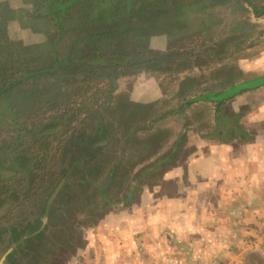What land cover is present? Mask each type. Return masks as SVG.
<instances>
[{
  "label": "trees",
  "instance_id": "obj_1",
  "mask_svg": "<svg viewBox=\"0 0 264 264\" xmlns=\"http://www.w3.org/2000/svg\"><path fill=\"white\" fill-rule=\"evenodd\" d=\"M219 5H226L231 16L238 14L232 31H247L237 46L251 42L253 29L245 15L262 18L264 0H0V216L5 215L0 262L28 250L25 260L38 263L37 238L48 231L63 234L64 250L75 251L69 233L79 214H101L112 207L108 193L113 181L121 183L120 174L128 173L124 160L136 163L129 143L126 152L109 151L111 135H125L128 129L119 121L122 96L117 90L123 75L143 69L175 73L189 65H166L172 29L183 26L188 14H204ZM17 7L30 10L37 21L51 22L56 34L53 54L42 51L43 34L26 30L11 16ZM64 29L74 32L65 58L59 50ZM157 40H164L166 49L155 53ZM124 45L129 54L122 58L117 49ZM244 46L242 52L253 43ZM74 49L80 58H73ZM263 88L264 73L227 90L179 97L176 105L168 102L150 122L184 116L196 102L220 104ZM230 126V139H247L250 134ZM123 194L130 195V190ZM10 212L16 220L6 216ZM27 221L31 228L25 227ZM31 230L27 243L25 234ZM9 236L19 237L8 241ZM44 260L53 259L46 253Z\"/></svg>",
  "mask_w": 264,
  "mask_h": 264
},
{
  "label": "rangeland",
  "instance_id": "obj_2",
  "mask_svg": "<svg viewBox=\"0 0 264 264\" xmlns=\"http://www.w3.org/2000/svg\"><path fill=\"white\" fill-rule=\"evenodd\" d=\"M236 15L238 14L231 16L226 5H219L204 14H188L183 26L173 27L171 40L164 54L167 53L165 57L169 59L166 62L168 67L171 66V62L179 61L188 62L189 65L183 66L175 73L171 72V69L166 70L167 73H152L143 69L137 74L128 71L123 75L117 90L122 96L119 100V121L125 123V128L128 129L125 135L119 133L111 135L112 143L109 145V151L126 152L127 143H129L132 151L131 157H136V163L132 164L129 158L124 160V164L128 167V173H123L121 170L122 173L118 178L121 183L114 180L108 193L112 207L107 206L101 214L87 211H82L79 214L69 233L75 251L66 252L64 250L62 247L63 234L48 231L45 234L46 237L39 240L38 263L35 264H55L64 255L61 263L63 264L66 259L77 252L78 244L85 248L89 241L93 240L91 238L93 235L90 236L89 233L94 230L96 225L102 223L105 217L111 219L120 214L138 213L146 209L151 204V200L154 203L153 200L156 199L153 198L157 196L150 197L146 193L156 183H165L171 180L168 168L171 167V159L173 160L179 149L182 152L190 153L189 155H192L193 159L205 153V143L212 141L220 146L225 144L227 151H234V155H225V162L228 163V166L244 165L250 159L257 163V166H253L254 168L264 164V88L256 92H243L220 104L208 100L196 102L190 106L184 116L170 117L156 123L150 122V119L157 113L167 108L168 102L171 101V105H176L179 97L191 99L194 94L200 93L199 95H201L210 90H227L230 85H237L264 73V16L256 19L250 13L245 15L253 29L251 42L247 41L245 44L253 43V47L242 52L245 44L238 47L237 43L240 40L243 42L242 38L247 31L231 30ZM11 16L22 21L26 30L35 29L43 34L44 41L40 43L42 51L49 55L54 53L56 34L51 22L37 21L33 18L30 10L21 7L11 10ZM70 32L72 31L64 29L62 41L59 42V50L63 58L68 56V46L73 38L74 32L71 34ZM164 42V40H161L160 43L158 40L155 42L153 46L155 53L166 49ZM78 46L80 51L83 50L82 45ZM126 46L124 45L123 49H117L123 55L122 58L129 54L124 51ZM86 52L90 58L92 56L91 48L89 47ZM80 56L81 54L74 49L73 58H80ZM82 58L85 59V57ZM231 123L249 132L247 139H230L234 137L232 127L227 128ZM187 137L189 140L183 150L182 146ZM235 145L239 146L235 148ZM249 145L255 148H250ZM250 149L254 151V154H251ZM227 158H232V160ZM44 160L49 159L44 158ZM3 168V166L0 167V169ZM262 172L264 173V171ZM2 185L0 182V193ZM9 190L12 191V189ZM129 190L130 195L123 194ZM260 197V193L255 192L254 196L248 197L247 203L241 201L240 207L246 206L252 209L258 207L254 206V203H258L259 200L260 204ZM257 198L258 200H256ZM115 204L118 205V208L113 206ZM230 204L226 209L230 207ZM23 207L26 208V206H20V210ZM158 209L160 212L161 210L167 211L166 208L158 207ZM168 209L171 210V205L168 206ZM242 211L243 209H241V213ZM248 213H245L242 218H245ZM4 216H0V226ZM6 216L10 220H16L12 212ZM117 220L118 218L111 220L113 221L110 223L112 228L115 226L119 228L120 225L127 227L136 223L134 222L135 218L129 221L124 220L125 222L119 224H117ZM145 223L148 225L156 223L157 225V222H144L143 226ZM8 224L10 223L8 222ZM239 224L243 228L242 225H245V222L240 221ZM104 228H100L99 231L103 232ZM245 232L250 237V230H245ZM244 233L243 237H245ZM25 235L27 237L32 235V230L31 234L28 232ZM18 237L9 236L8 241H14ZM253 243L254 246L248 249L247 255L246 252L241 251L239 264H264V238L261 237L260 240ZM3 247L0 246V250ZM46 253L53 259L51 263L44 260ZM9 259L10 255L8 260L6 258L4 263L0 262V264H13L14 260ZM14 259L16 262L19 261L16 256Z\"/></svg>",
  "mask_w": 264,
  "mask_h": 264
},
{
  "label": "crops",
  "instance_id": "obj_3",
  "mask_svg": "<svg viewBox=\"0 0 264 264\" xmlns=\"http://www.w3.org/2000/svg\"><path fill=\"white\" fill-rule=\"evenodd\" d=\"M204 146L205 153L193 159L179 149L168 168L171 180L156 183L146 193L157 196L154 203L151 200L138 213L105 217L89 233L93 240L86 249L78 244L77 252L63 264H239L241 251L247 255L253 242L264 238V164L254 168L257 163L250 159L244 165L228 166L225 155L234 151L212 141ZM255 192L261 196L260 204L258 198L254 203L258 207H240ZM245 213L249 216L242 218ZM117 218V224L134 218L136 223L112 228L111 220ZM240 221L245 222L243 228ZM144 222L157 225L143 226ZM245 230H250V237Z\"/></svg>",
  "mask_w": 264,
  "mask_h": 264
},
{
  "label": "flooded vegetation",
  "instance_id": "obj_4",
  "mask_svg": "<svg viewBox=\"0 0 264 264\" xmlns=\"http://www.w3.org/2000/svg\"><path fill=\"white\" fill-rule=\"evenodd\" d=\"M25 227H27V228H31V224H30V222L29 221H27V223H26V225H25ZM30 236H32V235H30ZM40 237L39 238H41V235H39ZM39 238H37V240H38V242H39ZM28 239H29V237H27V241H28ZM31 241H29V243H30ZM28 243V242H27ZM22 251H24V252H22ZM18 250L17 252H16V254H14L15 256H16V258L19 260L18 262H16V260L14 259V257H13V253L10 255V259L9 260H14L13 261V264H30V259L28 258V260H25V257L27 256V254L29 253L28 252V250H27V252H26V250ZM18 255V256H17Z\"/></svg>",
  "mask_w": 264,
  "mask_h": 264
}]
</instances>
